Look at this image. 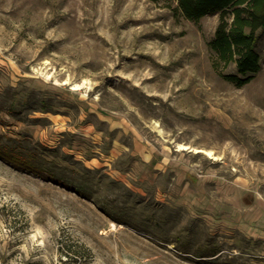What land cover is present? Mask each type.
<instances>
[{
  "label": "rangeland",
  "instance_id": "rangeland-1",
  "mask_svg": "<svg viewBox=\"0 0 264 264\" xmlns=\"http://www.w3.org/2000/svg\"><path fill=\"white\" fill-rule=\"evenodd\" d=\"M175 6L0 0V264H264V28Z\"/></svg>",
  "mask_w": 264,
  "mask_h": 264
},
{
  "label": "trees",
  "instance_id": "trees-1",
  "mask_svg": "<svg viewBox=\"0 0 264 264\" xmlns=\"http://www.w3.org/2000/svg\"><path fill=\"white\" fill-rule=\"evenodd\" d=\"M175 1L174 9L194 22L204 15L218 14L214 34L208 42L215 55L213 65L218 68L234 63L236 71L222 76L238 86L248 83L262 64L255 47L258 31L264 28V0Z\"/></svg>",
  "mask_w": 264,
  "mask_h": 264
},
{
  "label": "bare ground",
  "instance_id": "bare-ground-1",
  "mask_svg": "<svg viewBox=\"0 0 264 264\" xmlns=\"http://www.w3.org/2000/svg\"><path fill=\"white\" fill-rule=\"evenodd\" d=\"M205 152H206L209 156L212 155V152H211L210 150H206Z\"/></svg>",
  "mask_w": 264,
  "mask_h": 264
}]
</instances>
